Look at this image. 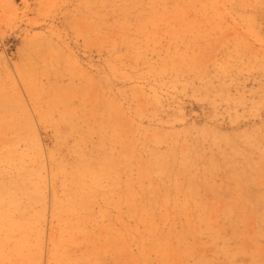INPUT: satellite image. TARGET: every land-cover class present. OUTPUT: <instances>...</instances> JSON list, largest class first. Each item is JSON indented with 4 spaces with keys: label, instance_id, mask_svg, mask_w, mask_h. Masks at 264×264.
I'll return each instance as SVG.
<instances>
[{
    "label": "rangeland",
    "instance_id": "rangeland-1",
    "mask_svg": "<svg viewBox=\"0 0 264 264\" xmlns=\"http://www.w3.org/2000/svg\"><path fill=\"white\" fill-rule=\"evenodd\" d=\"M0 264H264V0H0Z\"/></svg>",
    "mask_w": 264,
    "mask_h": 264
},
{
    "label": "bare ground",
    "instance_id": "bare-ground-1",
    "mask_svg": "<svg viewBox=\"0 0 264 264\" xmlns=\"http://www.w3.org/2000/svg\"><path fill=\"white\" fill-rule=\"evenodd\" d=\"M161 159V158H160ZM164 160V159H163ZM161 161V160H160ZM155 164H157L158 163V161L157 162H154ZM168 165V163L167 162H164L163 161V164L162 165H159L158 164V166H156L157 167V171L159 172V173H165V171H166V169H167V166ZM155 166V165H154ZM167 166V167H166ZM83 170V169H82ZM81 170V171H82ZM79 171V170H78ZM83 172V171H82ZM84 173V172H83ZM82 174V173H81ZM83 175V174H82ZM79 176H81V175H79ZM78 177V176H77ZM80 179V178H79ZM189 184H191V182L189 183ZM79 200L80 199H78V202H79ZM129 200H130V202L131 203H134L136 200H135V198L133 197V195H131L130 197H129ZM81 201V200H80ZM170 201V200H169ZM77 202V203H78ZM82 202V201H81ZM81 204V203H80ZM134 204H136V203H134ZM66 210H68V209H66ZM63 212V211H62ZM66 213H67V211H66ZM132 214H133V212H132ZM63 215V214H62ZM134 218V217H133Z\"/></svg>",
    "mask_w": 264,
    "mask_h": 264
}]
</instances>
